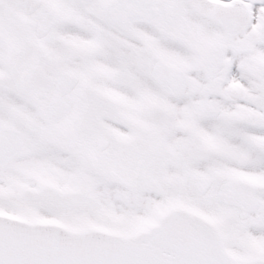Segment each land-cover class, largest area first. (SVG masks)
Masks as SVG:
<instances>
[{
    "label": "snow or ice",
    "instance_id": "6c2138e0",
    "mask_svg": "<svg viewBox=\"0 0 264 264\" xmlns=\"http://www.w3.org/2000/svg\"><path fill=\"white\" fill-rule=\"evenodd\" d=\"M0 264H264V0H0Z\"/></svg>",
    "mask_w": 264,
    "mask_h": 264
}]
</instances>
